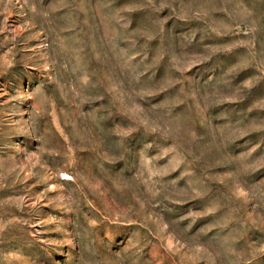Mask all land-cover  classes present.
<instances>
[{"label":"rangeland","instance_id":"rangeland-1","mask_svg":"<svg viewBox=\"0 0 264 264\" xmlns=\"http://www.w3.org/2000/svg\"><path fill=\"white\" fill-rule=\"evenodd\" d=\"M0 264H264V0H0Z\"/></svg>","mask_w":264,"mask_h":264}]
</instances>
